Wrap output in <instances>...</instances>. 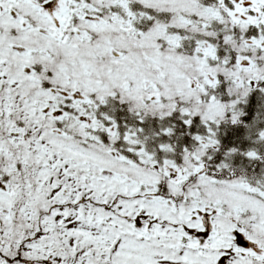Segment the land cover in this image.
<instances>
[{"label":"snow or ice","instance_id":"obj_1","mask_svg":"<svg viewBox=\"0 0 264 264\" xmlns=\"http://www.w3.org/2000/svg\"><path fill=\"white\" fill-rule=\"evenodd\" d=\"M0 264H264V0H0Z\"/></svg>","mask_w":264,"mask_h":264}]
</instances>
